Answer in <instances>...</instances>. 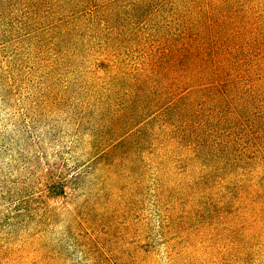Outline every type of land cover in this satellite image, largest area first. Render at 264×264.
<instances>
[{"label":"rangeland","instance_id":"374dc122","mask_svg":"<svg viewBox=\"0 0 264 264\" xmlns=\"http://www.w3.org/2000/svg\"><path fill=\"white\" fill-rule=\"evenodd\" d=\"M188 1L0 0V264H264L245 141L232 169L167 160L168 116L141 93ZM113 111L135 118L97 149ZM135 131L140 162L103 169Z\"/></svg>","mask_w":264,"mask_h":264},{"label":"trees","instance_id":"16d2710c","mask_svg":"<svg viewBox=\"0 0 264 264\" xmlns=\"http://www.w3.org/2000/svg\"><path fill=\"white\" fill-rule=\"evenodd\" d=\"M263 14L264 4L258 0H189L178 25L165 33L168 43L141 89L143 94L148 92L149 107L161 104L160 116H168L163 122L166 136L173 134L169 147L178 154L165 152L167 160L170 155L175 161L180 157L210 168L232 169L231 148L245 141L238 170L251 168L253 180L241 194L247 188L264 187V172L258 170L264 167V151L257 148L248 156L264 135ZM107 113L118 118L106 119L111 122L104 134L97 130V149L135 118L130 112ZM146 139L141 132H124L97 159L103 169L139 163ZM162 145L161 140L158 146ZM152 150L150 144L148 154ZM259 204L263 206V200Z\"/></svg>","mask_w":264,"mask_h":264}]
</instances>
